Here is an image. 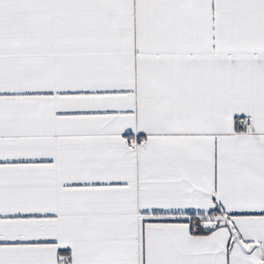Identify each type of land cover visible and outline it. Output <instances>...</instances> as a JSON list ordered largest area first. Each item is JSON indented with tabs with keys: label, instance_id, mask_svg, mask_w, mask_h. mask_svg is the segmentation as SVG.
I'll return each instance as SVG.
<instances>
[{
	"label": "snow or ice",
	"instance_id": "snow-or-ice-1",
	"mask_svg": "<svg viewBox=\"0 0 264 264\" xmlns=\"http://www.w3.org/2000/svg\"><path fill=\"white\" fill-rule=\"evenodd\" d=\"M0 264H264V0H0Z\"/></svg>",
	"mask_w": 264,
	"mask_h": 264
}]
</instances>
